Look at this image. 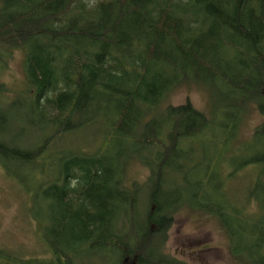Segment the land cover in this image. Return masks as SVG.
Returning a JSON list of instances; mask_svg holds the SVG:
<instances>
[{
  "label": "trees",
  "instance_id": "obj_1",
  "mask_svg": "<svg viewBox=\"0 0 264 264\" xmlns=\"http://www.w3.org/2000/svg\"><path fill=\"white\" fill-rule=\"evenodd\" d=\"M15 52L23 78L15 85L25 89L21 106L35 137L22 146L4 138L15 104L0 98V168H29L38 186L48 233L41 243L51 257L34 264H86V254L104 255L105 264H183L162 254L183 206L218 220L233 259L264 264V189L259 198L251 192L262 201L253 216L209 197L204 176L191 195L162 193L167 160L216 126L238 137L250 105L262 117L253 136L264 138V0H0L2 100L11 95L2 78ZM190 83L225 94L220 106L204 115L165 101ZM218 115L229 124L218 125ZM90 126L106 128L101 146L58 149ZM129 152L150 171L136 226L142 188L125 185ZM247 164L263 167L264 155Z\"/></svg>",
  "mask_w": 264,
  "mask_h": 264
},
{
  "label": "rangeland",
  "instance_id": "obj_2",
  "mask_svg": "<svg viewBox=\"0 0 264 264\" xmlns=\"http://www.w3.org/2000/svg\"><path fill=\"white\" fill-rule=\"evenodd\" d=\"M2 81L8 85L11 83V86L6 88L11 95H4L2 100L0 93L2 104L4 107L9 103L15 104L10 116L11 123L4 128L2 135L22 146V143L30 142L35 136L29 124L31 118L28 110L21 106L23 98L19 94L25 89L15 85L23 82L20 53L13 54ZM224 97L225 94L218 92L207 94L203 87L190 83L173 89L165 101L173 107L189 103L195 110L208 115V106H220ZM219 115L218 125L229 124L228 120ZM261 124L262 117L254 105H250L238 130V137L229 138L221 134L223 131L216 126L218 133L214 132L215 135L197 137L189 146L184 145L183 151L177 152L166 162L168 175L163 179V196L173 200L184 192H190L191 195L197 190L200 178L204 176L208 196L217 197L218 204H222L223 200L234 208H239L245 215L260 213L262 201L256 198L251 200L249 197L254 191V195L259 198L261 190L264 189V179L259 178L264 172V166L247 163L260 154L264 155V138L253 136ZM104 129L106 128L102 129L101 126H90L60 141L58 149L63 151L69 147H79L84 152L93 151L98 145L101 146L103 138H106L107 132ZM114 149L115 147L111 151ZM123 158L131 161L128 162L130 164L125 185L137 184L142 188L138 194L137 213L130 221L136 226L143 221L147 210L149 186L146 185L150 171L132 159L134 157L130 152ZM145 158H148L147 154ZM7 165V170L0 168V264L44 263L51 256L41 243L43 236L48 233L45 230L42 202L38 208V201L41 199L36 190L38 186L31 183L32 170L19 167L16 163ZM224 170L228 177L222 174ZM258 179L259 186L254 188ZM162 254L169 260L183 264H242L230 256L227 235L218 220L207 212L191 210L185 206L173 214V224L166 234ZM103 256L95 255L94 261H88V254L83 255V258L86 264H105Z\"/></svg>",
  "mask_w": 264,
  "mask_h": 264
},
{
  "label": "flooded vegetation",
  "instance_id": "obj_3",
  "mask_svg": "<svg viewBox=\"0 0 264 264\" xmlns=\"http://www.w3.org/2000/svg\"><path fill=\"white\" fill-rule=\"evenodd\" d=\"M124 264H131V263H129L127 260L124 262Z\"/></svg>",
  "mask_w": 264,
  "mask_h": 264
},
{
  "label": "water",
  "instance_id": "obj_4",
  "mask_svg": "<svg viewBox=\"0 0 264 264\" xmlns=\"http://www.w3.org/2000/svg\"><path fill=\"white\" fill-rule=\"evenodd\" d=\"M126 261V260H125Z\"/></svg>",
  "mask_w": 264,
  "mask_h": 264
}]
</instances>
